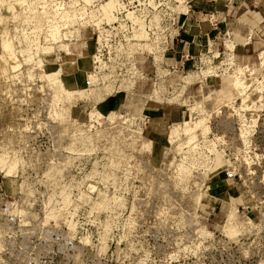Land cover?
Returning <instances> with one entry per match:
<instances>
[{"label": "rangeland", "instance_id": "374dc122", "mask_svg": "<svg viewBox=\"0 0 264 264\" xmlns=\"http://www.w3.org/2000/svg\"><path fill=\"white\" fill-rule=\"evenodd\" d=\"M109 1L0 0V264H264V0Z\"/></svg>", "mask_w": 264, "mask_h": 264}, {"label": "crops", "instance_id": "0c3cea01", "mask_svg": "<svg viewBox=\"0 0 264 264\" xmlns=\"http://www.w3.org/2000/svg\"><path fill=\"white\" fill-rule=\"evenodd\" d=\"M191 3L190 11H188V26L184 29L191 32L192 35H186L198 44L206 43L208 48H211L214 43L218 42L221 35L226 32L232 33V26L238 14L237 8H233L232 0H189ZM213 43V44H211ZM82 62H79V67H82ZM81 71V70H80ZM76 73V74H75ZM81 74V73H80ZM77 72H74L73 77L68 76L71 84L78 86L79 78Z\"/></svg>", "mask_w": 264, "mask_h": 264}, {"label": "bare ground", "instance_id": "6f19581e", "mask_svg": "<svg viewBox=\"0 0 264 264\" xmlns=\"http://www.w3.org/2000/svg\"><path fill=\"white\" fill-rule=\"evenodd\" d=\"M113 6H114V2L111 0V1H109L108 3H106L105 5H103L102 6V9H103V11H104V14H105V16H107V15H109L110 13H111V11H112V9H113ZM45 11V10H44ZM19 16V15H18ZM51 16V15H50ZM72 16V15H71ZM67 17V16H66ZM109 17L110 16H108V19H109ZM15 18V17H14ZM16 18H18V17H16ZM43 18V17H42ZM70 19V18H69ZM13 20V19H12ZM141 24V23H140ZM58 25V24H57ZM143 32V31H142ZM140 36H142V35H140ZM55 38H57V37H55ZM61 39V38H60ZM5 45H7V48H8V44H5ZM4 47H6V46H4ZM26 51V50H25ZM10 53H11V51H10ZM12 54V53H11ZM36 54V53H35ZM219 54H216V57L218 56ZM32 56V55H31ZM31 56H29V57H31ZM264 55H262V57H263ZM96 59V58H95ZM262 59L263 58H261V61H262ZM264 60V59H263ZM7 65V64H6ZM12 69H14V67L12 68ZM93 73H91L89 76H93L92 75ZM17 75V74H16ZM15 75V76H16ZM13 77V76H12ZM3 79V78H2ZM18 79V78H17ZM3 83V82H2ZM241 86V85H240Z\"/></svg>", "mask_w": 264, "mask_h": 264}]
</instances>
